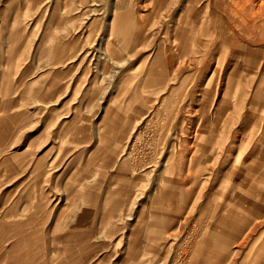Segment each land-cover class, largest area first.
<instances>
[{"label":"rangeland","instance_id":"1","mask_svg":"<svg viewBox=\"0 0 264 264\" xmlns=\"http://www.w3.org/2000/svg\"><path fill=\"white\" fill-rule=\"evenodd\" d=\"M182 3L0 0V229L27 220L37 225L32 264H188L191 246L209 236L213 207L242 182L239 169L255 164L264 176L258 157L247 161L256 144L264 148V67L251 61L264 56V42L241 40V60L234 62L235 50L222 48L224 35L203 39L202 48L194 23L186 19L179 28L188 0ZM208 64L213 69L204 74ZM170 91L177 93L169 103ZM219 105L222 115L215 116ZM151 111L156 122L201 127L206 135L199 139L207 152L197 156L205 162L203 172L196 167L192 201L149 196L162 165L178 160L175 154L169 161L168 147L181 138L175 130L160 137L152 125L133 147L134 123ZM219 160L221 173L212 172ZM190 205H197L192 216ZM245 219L238 220L243 234ZM186 221L181 246L170 247L177 224ZM6 230L0 249L9 250L19 238ZM263 232L264 224L246 249L230 244L238 264L257 239V251L264 248ZM20 255L0 252V264Z\"/></svg>","mask_w":264,"mask_h":264},{"label":"bare ground","instance_id":"2","mask_svg":"<svg viewBox=\"0 0 264 264\" xmlns=\"http://www.w3.org/2000/svg\"><path fill=\"white\" fill-rule=\"evenodd\" d=\"M183 1L184 0H161V3L164 6H166L169 2H171L173 6H177V5H179V3H181L180 5L182 6ZM224 1L225 0H206V1H204V0H188V3L185 7L186 8V15L184 17H181L182 19H179V17H178V19L180 20L179 21V23H180L179 28L183 27L182 22L183 21L186 22V19H187V21H191L192 23H194L196 25L195 26L196 31H194V29L192 30L193 34H195V37H193V39L196 38V41L198 40L197 44H200V40H202V43H201L202 48L203 47L205 48V46H207L206 42L203 41V39L208 40V39L212 38V36L216 33H218L220 35H224L226 39L223 41L221 40L222 48L223 49L225 48L227 51L229 49H230V51L235 50L234 55H232V54L230 55L231 56L230 60H232V62L239 61V60H241V53L239 51L237 52V50H238V44L241 40L245 39V40H249V41H255L258 43L264 42V2H262V4H259L257 2V0H247V2H245V3H243L241 0H239L240 2L238 0H226L227 1L226 3ZM156 6H157V4H156ZM197 8H198V10H196ZM183 12H185V11H183ZM186 16H187V18H185ZM177 23H178V21H177ZM184 33H186V32H183V30L180 31L181 37H183L182 34H184ZM201 44H200V47H201ZM261 44H263V43H261ZM211 48H210V50H211ZM189 59H191V58H189ZM253 59H255V58H253ZM253 59L251 61H253L255 68H257L256 67L257 63L259 64V66L261 65L260 61H262V66L264 67V56L260 57L259 59H255V61ZM184 63H186V62H184ZM157 64H159V63H157ZM188 67H189V64H188ZM197 69L199 70V68H197ZM212 69L213 68H212L211 64H208V65L204 66L203 73L208 74V73H210V71ZM151 73H152V70H151ZM155 73L157 75H159L157 72H155ZM155 73L153 72L152 74L155 75ZM156 77H158V83L165 80L164 73L163 74L161 73V76H156ZM177 78H178V76L176 77V79ZM174 80L172 79L173 82H174ZM168 81H171L170 78ZM175 83H177V82H175ZM163 91H166V89H163ZM177 91H178V89H177ZM175 92L176 91H174V93ZM174 93L172 91H170L168 94L166 93V95H169L167 97V100L169 101V103L172 102L171 99H172V96ZM163 94L164 93H162V95ZM223 104H227L229 106V103L223 102ZM221 106L222 105H219V107L215 110V113L213 115H215V116L222 115L223 111L221 109ZM153 115H155V114L153 111H151L148 114H146L141 119V121L139 123H137V124L134 123V126L132 128V132H131V136H132L133 141L135 143L133 147H135V145L138 142H140L141 139L143 138L141 135L142 130L143 129H144V131L150 130V129H152V125L154 126L156 131L159 132L160 137L164 138L166 134L170 135L169 133L171 131L173 132V130H175V132H179V133H177V135L179 134V136L181 138L178 139L177 138L178 136L176 135L175 136L177 138L176 143L173 145H169V147H168V151L172 155V158L169 161L171 162V160L173 159V156L175 154L178 155V160L176 162L173 161L169 168H165L166 163H164V165H162V166H164V168L158 174V176L155 178L154 182L151 184L149 196L152 198H155L158 202L162 201L164 203L169 201V200H171L173 202H178V203L181 202L182 203L184 201V199H186V198L188 199V201L189 200L192 201V197H193V195H195L194 193L196 192V190L198 188L196 185V184H198L197 178L195 176V173L197 171L196 167L200 168L199 172H203V167H204V162H205L204 159L197 160L198 159L197 156H199L201 153L205 154L207 152L206 151L207 146H204L202 148L199 147V139L205 138L206 135L204 134V131L202 129H200L201 127L196 128V130H193V128L191 129V128H186V127L182 126L181 129H178V128H176L177 124H174L172 126V124H170L169 121H168V124H166V125L164 122H162V121H164L162 119H159L157 122L154 121ZM182 122H184V121L182 120ZM189 124L190 125L192 124V122L190 120H189ZM174 126H175V129H174ZM152 130H154V129H152ZM190 131H192V132H190ZM4 135H6V134H4ZM184 135H186L185 137H188L189 139L187 138V139L183 140L182 137ZM3 137L2 136L0 137V144L1 145H2L1 138L3 139ZM220 137H222V136H220ZM262 138H264V137H262ZM262 138H260L258 141H261ZM178 140H180V141H178ZM219 140H217L218 143H219ZM217 141H216V143H217ZM226 145H228V144H226ZM189 153H191V155ZM248 155H249V157H247V161L250 160L251 158L255 159L256 157H258V159H256L259 162L258 166H260L261 168L264 167V148L260 144H256L255 148ZM131 159H132V154L129 155V160H130L129 164H130V167L133 168V166H135V164L132 165L133 159L132 160ZM220 160H221V157H220ZM220 160L217 163H216V161H214L215 164H214L213 168H211L212 172L221 173L222 164H220ZM222 160H224V157L222 158ZM243 163H242V165H243ZM244 165H243V167H241L239 169V174H238L239 179H241L242 182L238 185L237 184L234 185L235 186L234 190L231 193L226 194L224 196V198L219 199L218 203H216V205L213 207L211 217H209L208 220L205 222V226L208 228L209 227L211 228V231L209 232V236L203 242V244L200 247L191 246L192 247L191 252L189 253V256L187 258V259H189L188 264L189 263L190 264H236V263H238L239 253L234 252L233 250H231V248L229 249V247L231 246L230 244H234V245L239 246L242 249H246L250 245L253 237L257 236L258 230L261 227H263V224H264V176L262 174L260 175L261 171L259 169L257 170L255 168V166H254L255 164L253 166H251L250 168H248ZM154 172H158V171L151 170L147 174H152ZM186 172H189L188 176H186ZM211 177L209 176L210 179H211ZM224 177H227V175L224 174ZM202 183H203V181H202ZM207 184H210V183H207ZM204 185H203V187H204ZM173 188L175 190H169L171 192H168V189H173ZM206 188H205V190H206ZM217 194H218V192H217ZM199 197H202V196L199 195ZM197 199H199V198H197ZM193 200H196V199H193ZM203 203H204V201H203ZM162 205H163V203H162ZM200 206H204V205H200ZM190 207H191V205H190ZM205 208L208 211L209 206H205ZM191 212H189V215H191V216L195 212H197V205H194L193 207H191ZM199 212H200V210H199ZM205 213H206V211H205ZM179 214H180V216H179ZM179 214H178V216L181 217L180 218V221H181L186 213L182 209L179 212ZM173 216H174V214H173ZM240 216L245 217L246 218L245 220H247V222L245 224V228L249 225L247 231L244 234H243V226L241 224H239V221H238ZM199 218H200L199 221L202 222L203 216H200ZM210 220H212V221H210ZM211 222H214V223H211ZM249 222H250V224H249ZM186 223H188V222L187 221L182 222V223L179 222L177 224L176 233L173 235V244H171L170 247H172V248L176 247L177 248V247H179V245L181 246V243L183 241L181 239H179L178 237L181 235L182 231L184 230V227L187 226ZM2 225H4V224H2ZM2 227H4V226H2ZM194 228H195V226H194ZM3 229H5V228H3ZM204 229L202 230V232L204 231ZM202 232L199 233V235H197L196 238H194L196 242H197V240H199V238L201 236L200 234H202ZM186 233H187V235L189 234L187 230H186ZM260 235H261L260 240L262 241L263 240L262 238L264 237V232L261 233ZM150 241H153V240H150ZM258 241H259V239H257L256 243L251 245L250 253L248 254V255L251 254V256L252 255L256 256V258L252 264H264V248H260L258 254L256 252V250L259 248V247L258 248L256 247V244ZM24 242H26V240ZM24 245L26 246L25 243H24ZM192 245H193V243H192ZM194 245H195V243H194ZM23 248H24V246H23ZM26 252L29 253V251L25 250L24 255H23L24 258L27 255ZM15 264H22V262H20V263L15 262ZM23 264H27V262L24 259H23ZM241 264H249V263H246V260H245Z\"/></svg>","mask_w":264,"mask_h":264},{"label":"crops","instance_id":"3","mask_svg":"<svg viewBox=\"0 0 264 264\" xmlns=\"http://www.w3.org/2000/svg\"><path fill=\"white\" fill-rule=\"evenodd\" d=\"M23 153H25V151L24 152H22L21 153V155H23ZM58 156H60L59 154H58ZM24 159L22 158V161H23ZM25 163H27L26 162V160H24V163H23V165L25 164ZM40 164V163H39ZM39 164H37V167H38V165ZM39 168V167H38ZM5 225V224H4ZM3 225V226H4ZM8 227V229H11V230H17L13 235H11L10 236V239L12 240V238H13V236H15V237H18L19 239L18 240H16L14 243H13V246H10L11 248L8 250V246L5 248V249H0V252H9V253H20L21 255H20V257H19V260L18 261H16V262H22V264H23V259L27 262V264H32V263H34V262H36V260L34 261V252H33V250H31V247H30V240L31 239H33L35 236H37L38 235V233L40 232V231H38L37 230V225H34V224H32V223H30V221L29 220H27L26 222H24V223H21V224H10V225H8L7 226ZM7 227H2L1 226V229H0V232H2V236L4 235V234H6L8 231L6 230L7 229ZM3 228H5V229H3ZM4 239V238H3ZM3 239H1V242L3 241ZM26 240V242H24ZM24 243L26 244V246L24 245ZM23 246H24V248H23ZM257 247V246H256ZM251 248V247H250ZM42 248H38V250L40 251ZM29 251V253L28 252H26V257L24 258L23 257V255H24V251ZM256 252H257V254H258V252L259 251H257L256 250ZM250 253V250H249V252H248V254ZM249 257L251 256V254L250 255H248ZM248 256H246L244 259L246 260V263H249V264H252L253 262H254V260H255V258H256V256L254 255H252L251 257H253L254 259L252 260V261H250V260H248ZM243 259V261H245ZM242 261V262H243ZM248 261H250V262H248ZM241 262V263H242ZM238 263H239V261H238ZM238 263H236V264H238ZM240 263V264H241ZM14 264H15V262H14Z\"/></svg>","mask_w":264,"mask_h":264}]
</instances>
